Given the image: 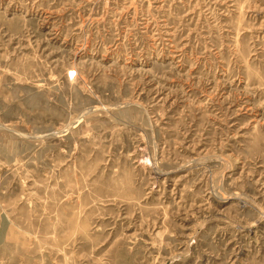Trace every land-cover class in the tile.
Returning a JSON list of instances; mask_svg holds the SVG:
<instances>
[{"label":"rangeland","instance_id":"374dc122","mask_svg":"<svg viewBox=\"0 0 264 264\" xmlns=\"http://www.w3.org/2000/svg\"><path fill=\"white\" fill-rule=\"evenodd\" d=\"M0 264H264V0H0Z\"/></svg>","mask_w":264,"mask_h":264}]
</instances>
